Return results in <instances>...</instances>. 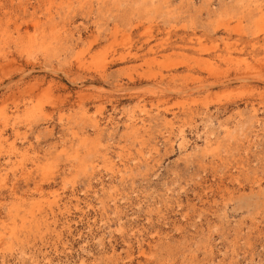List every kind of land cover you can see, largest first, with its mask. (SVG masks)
<instances>
[{
	"label": "rangeland",
	"instance_id": "374dc122",
	"mask_svg": "<svg viewBox=\"0 0 264 264\" xmlns=\"http://www.w3.org/2000/svg\"><path fill=\"white\" fill-rule=\"evenodd\" d=\"M0 264H264V0H0Z\"/></svg>",
	"mask_w": 264,
	"mask_h": 264
},
{
	"label": "bare ground",
	"instance_id": "6f19581e",
	"mask_svg": "<svg viewBox=\"0 0 264 264\" xmlns=\"http://www.w3.org/2000/svg\"><path fill=\"white\" fill-rule=\"evenodd\" d=\"M256 78H259V76H256Z\"/></svg>",
	"mask_w": 264,
	"mask_h": 264
}]
</instances>
